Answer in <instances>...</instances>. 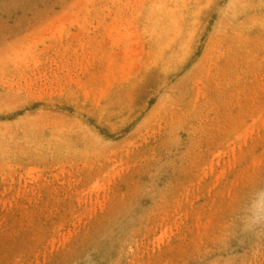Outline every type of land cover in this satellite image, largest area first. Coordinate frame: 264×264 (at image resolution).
<instances>
[{
    "label": "rangeland",
    "instance_id": "obj_1",
    "mask_svg": "<svg viewBox=\"0 0 264 264\" xmlns=\"http://www.w3.org/2000/svg\"><path fill=\"white\" fill-rule=\"evenodd\" d=\"M264 0H0V264H264Z\"/></svg>",
    "mask_w": 264,
    "mask_h": 264
},
{
    "label": "clouds",
    "instance_id": "obj_2",
    "mask_svg": "<svg viewBox=\"0 0 264 264\" xmlns=\"http://www.w3.org/2000/svg\"><path fill=\"white\" fill-rule=\"evenodd\" d=\"M259 200L261 207H264V192L260 193ZM245 225L249 229H254L257 226L264 227V213L260 214L259 216L255 215L254 213H250L249 217L245 221Z\"/></svg>",
    "mask_w": 264,
    "mask_h": 264
}]
</instances>
